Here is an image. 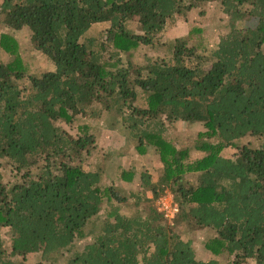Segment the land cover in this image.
I'll return each instance as SVG.
<instances>
[{
  "label": "trees",
  "instance_id": "1",
  "mask_svg": "<svg viewBox=\"0 0 264 264\" xmlns=\"http://www.w3.org/2000/svg\"><path fill=\"white\" fill-rule=\"evenodd\" d=\"M211 2L225 16L212 46L201 28L164 36ZM0 24V264H264V0H0ZM24 27L52 69L27 71L12 34ZM107 116L157 156L136 189L131 171L102 182L93 127ZM175 120L201 124L190 148L167 132ZM179 219L210 232L212 258Z\"/></svg>",
  "mask_w": 264,
  "mask_h": 264
},
{
  "label": "rangeland",
  "instance_id": "2",
  "mask_svg": "<svg viewBox=\"0 0 264 264\" xmlns=\"http://www.w3.org/2000/svg\"><path fill=\"white\" fill-rule=\"evenodd\" d=\"M225 16L221 13L219 7L216 3L211 2L206 5L195 7L187 13L184 20H179L174 25L169 26L165 29L164 36H182L188 33L191 28H201L203 30V35L208 46H212L217 40L218 34L225 30L223 24L225 23ZM250 24V21H247ZM5 30L3 25L0 24V32ZM12 34L15 36L19 45V54L26 65L28 72H33L37 69L49 70L53 68L52 61L41 54L38 50L34 49L30 38H29V28L24 27L17 31H13ZM148 52V50H145ZM8 55L0 50V64L6 63ZM100 119V122L94 124L93 129L97 136V146L103 150L106 154V160L101 162L105 167L103 183L109 184L116 182V179L125 175L123 171H131L132 177L129 184L130 188L136 189L138 184V172L141 168L147 169L149 172L154 173V169L158 168L157 156L149 151L146 155H139L135 153L126 141L123 129L120 130V126L114 123L115 118L112 121V117L107 116ZM81 122V120H80ZM114 123L115 126H110V123ZM82 123V122H81ZM113 124V125H114ZM78 122L73 124L61 123L60 126L71 134L76 132V127ZM109 125V126H108ZM202 130V126L199 123H189L186 121L175 120L168 124L169 135L177 142L179 147H191L196 140L197 134ZM235 151H228L227 154H234ZM122 180V179H121ZM170 192V191H169ZM171 194V192H170ZM172 200L174 202V196L171 194ZM175 203V202H174ZM178 207V205H177ZM179 209V207H178ZM179 212V210H178ZM181 236L192 242V246L195 251L197 258L201 260H207L212 258V255L207 252L201 241L209 237L211 234L206 229H199L190 233L185 225V222L178 220L176 227ZM1 237L8 243L7 230H1ZM75 245L80 247V240L76 239ZM218 258L222 264H227L231 261L232 257L225 254H219ZM25 264H36L38 258L33 255L27 256L24 259Z\"/></svg>",
  "mask_w": 264,
  "mask_h": 264
},
{
  "label": "built area",
  "instance_id": "3",
  "mask_svg": "<svg viewBox=\"0 0 264 264\" xmlns=\"http://www.w3.org/2000/svg\"><path fill=\"white\" fill-rule=\"evenodd\" d=\"M158 209L162 211L169 220L178 212L177 204L173 202L169 191H165L156 199Z\"/></svg>",
  "mask_w": 264,
  "mask_h": 264
}]
</instances>
